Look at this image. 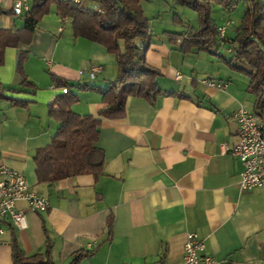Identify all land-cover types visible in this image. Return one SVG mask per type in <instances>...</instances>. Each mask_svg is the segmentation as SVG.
Wrapping results in <instances>:
<instances>
[{
    "label": "crops",
    "instance_id": "1",
    "mask_svg": "<svg viewBox=\"0 0 264 264\" xmlns=\"http://www.w3.org/2000/svg\"><path fill=\"white\" fill-rule=\"evenodd\" d=\"M3 1L0 28L24 27L25 13L14 14V0ZM27 1L31 9L33 0ZM48 13L29 43L6 47L0 65L6 94L28 101L0 100V166L21 171L50 206L34 212L19 202L26 225L5 224L0 264H13V234L27 254L50 245L56 264H70L80 250L92 252L81 264H185L189 232L200 235L218 264H264V185L241 190L243 165L231 153L238 142L234 112L254 110L255 96L248 76L208 51L182 53L164 35H153L147 61L161 71L158 82L166 93L155 100L131 96L123 118H102L97 146L105 152L103 173L38 180L35 153L58 130L49 104L64 88L51 74L78 94L76 113L94 116L103 106L102 94L77 85L106 87L118 74L115 54L74 36L58 6ZM22 52L28 54L24 70L35 92L21 85ZM94 68L99 69L91 79Z\"/></svg>",
    "mask_w": 264,
    "mask_h": 264
},
{
    "label": "trees",
    "instance_id": "2",
    "mask_svg": "<svg viewBox=\"0 0 264 264\" xmlns=\"http://www.w3.org/2000/svg\"><path fill=\"white\" fill-rule=\"evenodd\" d=\"M52 1L57 3L62 18L71 19L74 36L98 42L116 55L118 74L106 87L77 85L79 90H94L102 94L103 106L97 116L76 113L72 105L79 100L78 94L70 91L72 85L69 82L51 74L54 82L66 87L67 92L57 95L49 104V114L59 122V127L51 144L39 148L34 157L38 180L50 183L83 173L102 174L106 157L104 150L97 146L102 118H123L131 96L155 100L166 93L158 82L161 71L147 61L153 34L143 0H95L90 4L33 0L31 9L24 14V27L15 32L0 28V65L4 63L6 47L31 41L37 23L48 13ZM217 1L226 7L232 4V0ZM182 2L197 11L199 25L182 32L165 30L162 35L177 44L182 53L208 51L218 56L230 69L248 76V91L255 96L254 111L264 120V6L256 1L250 2L235 37L227 39L226 36L219 37L209 0ZM2 11L1 8L0 14ZM229 43L232 45L227 50L231 56L227 57L218 48ZM213 46H217V49H212ZM27 57L28 54L22 52L19 60L18 70L23 77L21 85L31 86L35 92L36 85L24 70ZM170 94L174 95L175 92ZM0 100L12 103L21 101L6 94L1 82ZM11 247L13 264H56L50 245L43 252L27 254L13 234ZM91 254L90 251L80 250L74 254L70 264H81Z\"/></svg>",
    "mask_w": 264,
    "mask_h": 264
},
{
    "label": "built area",
    "instance_id": "3",
    "mask_svg": "<svg viewBox=\"0 0 264 264\" xmlns=\"http://www.w3.org/2000/svg\"><path fill=\"white\" fill-rule=\"evenodd\" d=\"M73 3H82L86 0H59ZM259 2L264 6V0H232L227 7L233 11L235 5L240 2ZM6 6L0 0V9ZM30 9L27 0H14L11 10L18 14H24ZM234 25L233 19H228L226 24L218 26L220 38H224L229 26ZM94 68L90 78H95ZM179 77V76H178ZM210 86L222 87L221 83L212 79L204 80ZM67 92V88H63ZM234 118L238 123V142L231 153L236 156L243 165L239 187L241 190L261 188L264 185V120L254 110L240 107L234 112ZM26 202L29 209L34 212L46 211L49 200L38 192L32 190L25 175L7 165L0 166V235L5 232V224L11 222L18 228L26 225V212L19 208V202ZM91 246V244H89ZM185 264H218L216 257L206 249L205 241L197 232H189L185 242ZM125 264H138L127 262ZM146 264V263H141ZM157 264V263H155Z\"/></svg>",
    "mask_w": 264,
    "mask_h": 264
},
{
    "label": "rangeland",
    "instance_id": "4",
    "mask_svg": "<svg viewBox=\"0 0 264 264\" xmlns=\"http://www.w3.org/2000/svg\"><path fill=\"white\" fill-rule=\"evenodd\" d=\"M212 4V18L217 26L226 24L228 19L234 20V25L229 26L226 31V38L232 39L237 33V28L241 24L245 11L251 5L250 2H240L235 5L233 11L221 4L217 0H209ZM95 0H86L84 3H94ZM143 8L147 17L150 19L151 30L153 35L160 36L163 31H175L182 32L189 27H196L199 25L198 13L189 5L182 2V0H143ZM57 3L52 1L49 6V13L56 12ZM67 23H71V19H67ZM232 44L220 46L219 51L227 57L231 56V53L227 48ZM212 49H217V46H213Z\"/></svg>",
    "mask_w": 264,
    "mask_h": 264
}]
</instances>
